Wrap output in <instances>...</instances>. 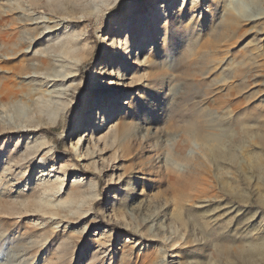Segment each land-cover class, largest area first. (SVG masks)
Returning <instances> with one entry per match:
<instances>
[{
    "label": "rangeland",
    "instance_id": "obj_1",
    "mask_svg": "<svg viewBox=\"0 0 264 264\" xmlns=\"http://www.w3.org/2000/svg\"><path fill=\"white\" fill-rule=\"evenodd\" d=\"M41 1L0 0L13 64L56 36L80 60L54 81L0 65V264H264V0Z\"/></svg>",
    "mask_w": 264,
    "mask_h": 264
},
{
    "label": "bare ground",
    "instance_id": "obj_2",
    "mask_svg": "<svg viewBox=\"0 0 264 264\" xmlns=\"http://www.w3.org/2000/svg\"><path fill=\"white\" fill-rule=\"evenodd\" d=\"M52 1H54V3L56 2L57 3V6L59 7L60 5V7H62V0H52ZM74 1H75V3H74ZM159 1H164V0H159ZM63 2H65V0L63 1ZM168 2H169V0H168ZM168 2H164L162 5V7H161V9H159V8H157V12H158V14H157V18L159 19V18H161L159 15H162V17L163 16H165L167 13H168V11H169V9H167V5H168ZM29 3H30V5H32V6H38V5H40L41 3H42V1L41 0H29ZM55 3V4H56ZM66 5H64L65 7H69L70 9H72V10H75V9H80V8H83V7H85V6H90V1L89 0H85L83 3H81V5H77L76 4V0H66ZM48 4V3H47ZM50 5V4H49ZM105 5L106 6H108L109 5V3L107 2V3H105ZM173 5V4H172ZM14 6V5H13ZM41 6V5H40ZM39 6V7H40ZM51 6V5H50ZM19 7H21V6H19ZM58 7H52L54 10H56V11H58L59 9H58ZM217 7H218V3L216 4V3H214L213 4V8L212 9H215V10H217ZM34 8V7H33ZM62 8H64V7H62ZM68 8V9H69ZM11 9H12V7H11ZM21 9V8H20ZM192 9H195V10H200V9H202V6H201V8L199 7V6H192ZM9 10V9H8ZM14 10V9H13ZM15 11V10H14ZM16 11H18L17 9H16ZM213 11V10H212ZM22 12V11H21ZM70 12V11H69ZM215 12V11H214ZM226 14V18L224 19V23L225 24H227V25H232V24H237V23H240V20L239 19H235L234 17H232L230 14H228V13H225ZM70 15V14H69ZM15 17V16H14ZM16 17H18V18H15V20L13 21L14 22V24H20V23H18V22H20L21 21V19H20V17H21V15H18V16H16ZM68 17V16H67ZM71 16H69V18H70ZM252 17H255V15H252ZM25 17L23 16V20L25 21V19H24ZM73 18V17H72ZM26 20H28V21H30L29 23H30V25H37V24H40V23H44L45 24V28L46 29H48L49 31H48V34L49 33H52V32H55V31H57V28H56V26L54 25V22H53V19H51V18H48V19H43L42 21H40V22H36L37 21V18H34V17H32V16H26ZM62 20H64V19H62ZM131 20V19H130ZM129 20V21H130ZM132 21V20H131ZM154 21H156V16H155V19H154ZM64 23H66L67 25H69V24H77L78 23V21L77 20H75V18L74 19H71L70 18V20H64L63 21ZM2 22H0V57H2V59L0 60V65H2V68H4L3 70L5 71V72H16V73H18V74H22V73H25V72H27L32 66L34 67V70H35V72L34 73H38V72H40V74H42V73H44V74H46L47 75V78H50L51 80L50 81H54V78H56L57 76H56V69H57V67H58V64L59 63H61V62H63L62 61V59L63 58H65V57H69L72 61H73V65L74 66H77L78 65V62H79V60H80V58H78L79 56V49H80V46H79V44H80V41H79V37L78 36H75V37H73V36H68V37H66V38H64V39H62L60 36H56L55 38H53L52 39V41H50V42H48L44 47H43V49L40 51V53L38 54V55H34V54H32L31 56L37 61V62H39L38 63V65H34V64H32V63H30V62H26L27 60H25V61H18L17 62V64L16 65H14L13 64V56H11V55H14V54H16L15 52H14V50L15 49H6V47L7 46H11L13 43V41H14V38H12L11 36H10V30H9V28L8 29H4V28H2V24H1ZM28 23V24H29ZM16 24V25H17ZM50 24H53V25H50ZM27 25V24H26ZM58 25V24H57ZM10 27V26H9ZM145 27V26H144ZM32 29V28H31ZM36 29V28H35ZM43 29V28H42ZM230 29V28H229ZM234 29V28H233ZM33 30H34V28H33ZM32 30V31H33ZM39 31V30H38ZM143 31H146V30H144L143 29ZM12 32V31H11ZM39 33V32H38ZM43 34V32H40L39 34H37V36L35 37V38H29L28 40H27V43H28V47L27 48H24L23 49V52L24 53H28L27 51H28V48L30 47V44H31V42L32 41H37V40H39V37L41 36ZM12 39H13V41H12ZM112 38H110V37H107V40H111ZM26 41V39H20V38H17L16 39V42H25ZM30 42V43H29ZM82 42V41H81ZM168 43V42H167ZM143 48V44H137L136 46H135V52H134V54H133V57H132V60L130 61V63H132V62H134V63H136L137 61H139V59L142 57V53H143V51H144V48ZM106 51L104 52V55L103 56H105V58H103L102 57V60H107L108 59V56H109V54H110V52H111V50H109V44H107L106 45ZM142 49V52H140V50ZM109 50V51H108ZM108 51V52H107ZM138 51V53H137V55H139L140 56V58H138V57H136L137 55H136V52ZM18 52H20V50L18 51ZM80 53H81V51H80ZM22 54V53H21ZM78 56V57H77ZM30 59V58H29ZM25 62V63H24ZM71 64V63H70ZM99 64H100V62L98 63V66H99ZM98 66L97 67H94L93 69H92V71H91V79H93L94 78V75H95V73L97 72V70H98ZM5 67H8V68H5ZM1 68V67H0ZM6 73V74H7ZM120 74V72L119 71H116V73H115V75H119ZM49 75H51V76H49ZM32 76H30V75H25L24 76V78H26V79H29V78H31ZM7 92H9V90H7ZM115 93V91H114V88L113 87H109L107 90H105V91H102V92H99L98 94H97V96L95 97L96 98V100H102L103 98H104V95L106 96V95H109V94H114ZM94 95H95V91H93V90H90L89 92H88V97H86V95H85V98L83 99V101H82V103H81V106H80V109L78 110V112H77V115H76V124H75V126H74V128L76 127V126H79L80 124H82V126H81V129H80V133L78 134L77 132H76V135L74 136V138H78V140L80 139V136H81V134H82V129H83V127H84V125H83V123H82V118L85 116V114H86V112L89 110V108L90 107H92V101H91V103L89 102V100H90V98L91 97H94ZM127 95H125V97H126ZM110 99V97H107V98H105L104 99V103L103 104H106L107 102H108V100ZM88 102L90 103V105H89V107L87 106V104H88ZM118 108H120V106L122 105V103L121 104H119V101H118ZM105 117H106V115H105ZM122 117V113L118 110V113H117V115H116V118H115V120L116 121H118L120 118ZM106 120L104 119L103 120V122L102 123H104ZM102 125V124H101ZM73 131V130H72ZM71 131V132H72ZM103 131H104V136L105 137H108V135H109V133L111 132L110 131V128H104L103 129ZM72 136V135H71ZM47 141L43 138V141H42V143L41 144H45ZM78 142V141H77ZM25 149H28V151H27V154H28V156H34V155H36L40 150H41V147H40V145H36V147H34V145H32V146H30L29 144H26L25 145ZM34 148H36V149H34ZM41 151H43V150H41ZM10 153H12V151H10ZM25 153V152H24ZM47 157H46V153L45 154H43L41 157H40V159H39V163H44L45 164V162L47 161ZM32 161H31V163L33 162V158L31 159ZM109 192V194H108V199L110 200L111 198H112V193H111V191L109 190L108 191Z\"/></svg>",
    "mask_w": 264,
    "mask_h": 264
}]
</instances>
